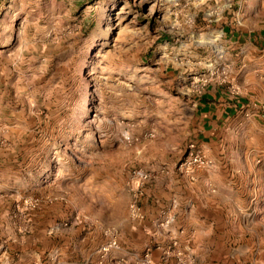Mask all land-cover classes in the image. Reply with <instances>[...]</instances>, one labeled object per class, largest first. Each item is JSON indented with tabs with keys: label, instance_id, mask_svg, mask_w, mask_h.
Wrapping results in <instances>:
<instances>
[{
	"label": "rangeland",
	"instance_id": "obj_1",
	"mask_svg": "<svg viewBox=\"0 0 264 264\" xmlns=\"http://www.w3.org/2000/svg\"><path fill=\"white\" fill-rule=\"evenodd\" d=\"M240 32L264 50V0H0V264H264V116L226 160L195 117L210 86L247 99L229 80ZM191 143L213 181L185 215L174 202L193 192L169 176ZM133 169L149 175L141 188ZM156 179L170 206L123 255L129 205L144 220Z\"/></svg>",
	"mask_w": 264,
	"mask_h": 264
},
{
	"label": "crops",
	"instance_id": "obj_2",
	"mask_svg": "<svg viewBox=\"0 0 264 264\" xmlns=\"http://www.w3.org/2000/svg\"><path fill=\"white\" fill-rule=\"evenodd\" d=\"M245 37L246 36L242 32H240V34L237 33L236 36L229 37L233 39L231 41L234 42L235 45L242 42L244 43L243 48L241 47L242 51L236 54L228 52L227 59L231 71L229 77L230 82L239 85V88H241V91L245 92L244 95L249 100L244 99L243 95H241L242 97H238L230 90H225L223 87V89H221L216 86H210V89L207 90L206 96L202 100L203 105H201L199 117L197 115L195 116L198 118L197 123L203 127L202 131L201 128L198 127L201 133L199 137L206 136V138L198 140L205 148L206 146L208 147V154L212 158L217 157L218 159L224 158L226 160L225 148L228 140L231 138L236 139L243 132L245 135L241 136H249L251 138V136L255 135L252 128L257 127L259 124L257 122L264 116V114H262V116L256 115L253 107L254 102L264 103V50L261 52L258 49L259 41L257 39L248 38L247 41V37ZM243 92H241V94H243ZM243 102H246L247 108H244ZM249 129H252V131L246 133ZM208 134H211V136ZM219 165L220 163H216L214 171L219 168ZM192 173L195 174L193 181H189L186 173H181L178 169H176L173 175L169 176V182L173 183L174 186L179 184V187L183 186L185 188L186 185H189L187 190L193 192L190 200L194 199V203L191 205L189 204V206L187 205V203L190 202L188 197H177V200L174 202V207L176 208L175 213L182 210L183 214L191 215L192 210H194L193 208L198 207V209H201L204 207L202 200L195 199L194 194L197 193L200 197L203 196L202 194L210 193L209 187H207L210 186L213 181L210 171L196 168ZM157 184L158 182L156 179L153 185L147 187L145 197L141 200L145 219L142 221L131 219L130 227L123 231L121 239L123 255L135 248L140 250L143 249L147 245V242L154 238V235L158 232V228L153 219L159 215L165 205L170 206L169 201L172 198H169L171 194L168 191L163 193L160 192V194L157 193V191H155ZM152 187H154V189ZM165 187L168 186L166 185ZM169 232L170 236L173 231L169 230ZM156 251V248L152 249L154 261L157 258ZM126 260L128 262V260H132V257L126 256ZM57 264L75 263L61 260L58 261ZM85 264L97 263L91 258L90 261Z\"/></svg>",
	"mask_w": 264,
	"mask_h": 264
},
{
	"label": "built area",
	"instance_id": "obj_3",
	"mask_svg": "<svg viewBox=\"0 0 264 264\" xmlns=\"http://www.w3.org/2000/svg\"><path fill=\"white\" fill-rule=\"evenodd\" d=\"M194 147H195L194 144L191 143L189 145L190 151L188 152L186 159L184 160L183 163H178L179 170L183 173L188 174V175H190V173L194 169L206 167L209 164V163H196V162H200L201 158H200V155H198L199 152L194 151ZM129 176H130L129 180H131V181L135 180L137 186H139L138 188H141L140 186H142L143 183L146 182L149 178L148 173L142 169H133L130 172ZM135 189H136V187H135ZM129 213H130V216L133 217L134 219L142 218L143 213H142V210H141L140 206L138 205L136 199L130 203ZM117 246H118V242H117L116 237L111 236V237H109L107 243L102 246L101 250H102V252H107L108 250H110L112 248H116Z\"/></svg>",
	"mask_w": 264,
	"mask_h": 264
}]
</instances>
